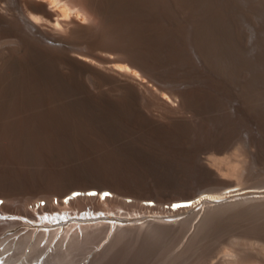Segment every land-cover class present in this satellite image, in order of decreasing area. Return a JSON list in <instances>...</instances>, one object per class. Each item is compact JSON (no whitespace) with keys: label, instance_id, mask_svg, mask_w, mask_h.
Instances as JSON below:
<instances>
[{"label":"bare ground","instance_id":"obj_1","mask_svg":"<svg viewBox=\"0 0 264 264\" xmlns=\"http://www.w3.org/2000/svg\"><path fill=\"white\" fill-rule=\"evenodd\" d=\"M5 1L51 15L46 0ZM69 3L89 9L94 24L74 23L64 38L43 32L27 16L0 11V37L18 36L16 44L5 45L8 51L0 49V197L26 203L43 193L47 200L45 218L29 206L22 208L23 219L0 212V262L34 264L46 253L40 264H264L263 225L213 224L209 203L199 206L220 197L204 187L216 182L205 155L210 143L223 147L242 136L251 142V161L264 162V0ZM102 49L124 54L130 63L137 57L149 79L170 84L171 91L159 97L130 75L96 67L90 61H105ZM81 73L117 86L118 93L88 90ZM157 98L168 112L164 119L148 117L139 103ZM120 124L142 125V139L122 138ZM89 187L180 198L183 205L170 215H202L190 236L191 215L140 224L120 219L110 236L114 223L108 213L97 214L102 210L94 191L78 198L76 211L63 203L71 189ZM257 192L226 202L238 205L223 213L264 207V189ZM233 233L261 235L262 242ZM223 241L237 251L219 255ZM82 251L88 253L81 260Z\"/></svg>","mask_w":264,"mask_h":264},{"label":"rangeland","instance_id":"obj_2","mask_svg":"<svg viewBox=\"0 0 264 264\" xmlns=\"http://www.w3.org/2000/svg\"><path fill=\"white\" fill-rule=\"evenodd\" d=\"M1 1L2 3L0 4V11L6 12L7 16L10 17L13 14V15H17L19 19H20V14H22L23 16H27L28 19L29 18L30 20L32 19V21L35 22L36 26L40 28L43 32L53 34L56 37L60 36L64 38L69 28L74 23L80 22L81 24H84V25L94 24V17H92V15L90 14L89 9L82 8L80 5L71 6L69 3V0H46V2L44 3L46 5V10L51 14L50 16H44L38 12L36 13L30 8L28 9V7L22 2L21 3L18 2L19 5L17 4V6H13L14 7L13 8V7H10L5 0H1ZM85 20H87V23L84 22ZM17 40H18V36H13V35L12 36L7 35V36L0 37V47L4 45V48H0V49L4 51H8L9 48L5 47V45L16 44ZM100 54L102 55V57L105 58V61H102L104 65L102 63H97L93 60L90 61L96 67L103 68L105 70H106V67L107 68L111 67L115 71L119 72L118 73L119 77H125V75H130L134 77L136 81H140L146 84L147 86H149L150 88H152L159 97L165 96V94L171 91L170 84H163L161 86V85L156 84L154 81L150 80L149 77L144 73L141 66L138 65L137 57L134 58L135 59L134 62L130 63L127 57H123L125 56L124 54L122 56L121 53H118L115 50L102 49ZM0 60H1V57H0ZM78 79L90 91H94V92L104 91L107 95H114L118 93L119 91L117 86L113 84H109V83H100L96 77L92 76L89 73L79 74ZM165 98L168 99V97H165ZM157 99L159 100H153L150 102H146L147 101L146 99H140L139 103L142 105L144 109L143 111L148 117L152 116V117H156L159 119H164L165 113H168V112L163 111L165 105L164 103H162L161 98H157ZM168 103H170L172 106H177V100L175 98L168 99ZM119 128L122 134L121 137L122 138L125 137L127 139H131L132 135H137L143 130L142 125H137V124L133 126H127V124H120ZM139 137L142 139V135L139 134ZM141 139L138 140V143L141 141ZM222 144L224 145L223 147L219 146L220 143H217V142L210 143L209 146L205 149L207 150L205 151V155L207 156V165L208 167H210V169H212L213 175H214L213 179L216 182L206 184L207 186L205 185L204 187L206 188L208 187L211 191L213 190L217 194V196H220L218 197L217 200H212L210 202H203V204L209 203L210 205L207 208L208 213L213 212L214 214H216L212 220L213 224L218 223L219 221L223 219H228L232 223H242L244 225L256 224V225L264 226V207L253 209L250 212L245 213V214L223 213L224 210H229L238 205V204L237 205H227L226 202L234 201L235 198L238 199L240 197L249 196L254 193H259L257 191L264 189V162L261 161L259 163H255L251 161V157H250V149L252 147L251 142L243 139L242 136L230 137L229 140H225V142H223ZM216 149H220L221 151L219 153H216L215 151ZM245 189L246 191H243ZM104 190L98 189L96 191L94 187L93 188L92 187L73 188L70 190V192H73L74 194L70 193L69 195L63 196L62 199L64 198L66 200L65 202L63 201V203L67 207L69 206L68 208L70 210L76 211L77 209H79V204L77 201L78 198H80V196H85V194L89 192L94 191L96 193V196L99 197V201L101 203L99 210L103 211V212L99 211L97 214H102V216H106L108 213L107 216L110 217L109 220L112 221V223H114V225L112 226L113 229L111 227V229L108 231V233L110 232V236L115 230L117 223L120 221H122L120 222V224L123 222L127 224H134V223L140 224L141 221L144 222L145 220H150L152 218L154 220L155 219L163 220V218L165 217L164 219L168 220L169 222H173V220L176 221L178 217H180L179 219H181L183 216H184L183 218H185L186 216L191 215L189 222L187 224V229H186V232L188 233L187 234L185 233L187 236H190L195 229L194 225H196L197 221L200 219L202 215L200 214V216L196 217V215H194V213L190 211L185 212L183 215L182 214L177 215V217L174 215H170L172 214L174 209L181 208V205H183L181 204L183 203V201L180 198L157 200L154 197L144 198V197H138L133 194L120 193L116 190H111V188H108V187H105ZM241 191L246 192V193H243ZM236 192L243 193V194L233 195ZM40 195L41 193L31 198V200L27 201L26 203L19 201L21 202V203L18 202L19 204L17 203V201L14 202L13 199L11 200V199H7L4 197H0V207L3 205H7V206H10V209H12L11 211H5V210L1 211L0 209V212H6V214H9L7 216L8 218L14 217L17 219H23L24 215L23 214L21 215L22 208L24 206H29L28 207L29 210L32 209L31 211L33 210L35 211L36 209L35 214L39 215L40 213H42L43 217L45 218L44 215L47 211L45 210L43 213L41 210L43 206L46 205L47 200L43 193L41 196ZM70 195L74 199L76 198L75 200H73V202L71 199L72 197H70ZM185 199L186 201H184V203L190 201V199L188 198H185ZM30 202L33 205L30 204ZM245 202H253V200H247ZM203 204L201 202L199 203L200 208L205 207V204L204 205ZM87 206H86V209L90 210L91 208L90 204H88ZM90 211H91L90 213H92V208ZM12 214L13 216H11ZM15 214H17V216L19 215V217H17ZM167 214H169L170 216ZM80 215H82L81 212H80ZM135 216L137 217V219ZM159 216L161 217L163 216V217L160 219ZM62 218L64 217H61V219ZM169 218L170 219L173 218V219L169 220ZM184 235H182L177 245L182 240ZM232 237L248 238L250 240L256 239L257 242H262L261 235H256L253 237V236H248L245 234L233 233ZM215 239L216 237H213V240ZM44 241L45 240L42 241V244L44 243ZM177 245H175L174 248H176ZM96 249H100V246H97ZM217 251L219 255H222L223 253L237 251V248L236 246H234L233 243L223 241V242L218 243ZM87 253L88 251H82V253H78L77 256L78 258L82 260L84 255H86ZM43 256H46V253L39 254L37 260H35L33 263L40 264L39 262L43 258ZM0 264L2 263L0 262Z\"/></svg>","mask_w":264,"mask_h":264},{"label":"snow or ice","instance_id":"obj_3","mask_svg":"<svg viewBox=\"0 0 264 264\" xmlns=\"http://www.w3.org/2000/svg\"><path fill=\"white\" fill-rule=\"evenodd\" d=\"M84 22L87 23V20H85ZM105 195H107V194H105Z\"/></svg>","mask_w":264,"mask_h":264}]
</instances>
